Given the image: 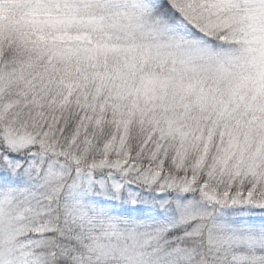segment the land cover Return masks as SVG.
Masks as SVG:
<instances>
[{"label": "snow or ice", "instance_id": "obj_1", "mask_svg": "<svg viewBox=\"0 0 264 264\" xmlns=\"http://www.w3.org/2000/svg\"><path fill=\"white\" fill-rule=\"evenodd\" d=\"M0 264H264V0H0Z\"/></svg>", "mask_w": 264, "mask_h": 264}]
</instances>
